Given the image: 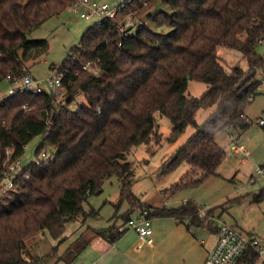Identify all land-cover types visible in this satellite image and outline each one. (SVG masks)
Returning a JSON list of instances; mask_svg holds the SVG:
<instances>
[{"label":"trees","instance_id":"1","mask_svg":"<svg viewBox=\"0 0 264 264\" xmlns=\"http://www.w3.org/2000/svg\"><path fill=\"white\" fill-rule=\"evenodd\" d=\"M76 1L0 0V85L8 75L31 72L26 64L45 54L49 43L29 35ZM159 3L169 7L155 11L167 32L145 26L124 35L120 20L110 19L90 25L57 70L65 88L61 99L49 92H24L0 103V181L8 149L15 161L25 154V145L42 136L35 155L48 153L46 163L32 165L29 179L20 177L14 188L0 190V264H40L26 239L42 230L61 238L66 223L85 214L90 197L103 192L106 179L120 177L125 194L134 175L128 151L162 138L157 114L173 123L170 142L188 126L196 128L163 168L167 174L186 162L192 174L201 171V178L187 185L216 174L224 162L226 150L217 142L218 133L250 127L245 109L262 85L258 70L264 75V55L258 50L264 42V0H132L125 9L144 17ZM223 48L240 52L249 68L225 69L220 63ZM85 62H96L98 72L84 69ZM190 80L210 87L201 97H188ZM213 105L215 110L198 124L197 112ZM263 200L264 191L254 202ZM201 209L188 201L180 207L148 206L140 215L151 221L190 219L192 225L218 232L215 221L201 218ZM125 231L95 233L115 242ZM90 243L75 241L76 249L63 264H77ZM250 259V264L258 262L257 256Z\"/></svg>","mask_w":264,"mask_h":264},{"label":"rangeland","instance_id":"2","mask_svg":"<svg viewBox=\"0 0 264 264\" xmlns=\"http://www.w3.org/2000/svg\"><path fill=\"white\" fill-rule=\"evenodd\" d=\"M95 1L116 6L126 0ZM158 9L169 10V7L159 3L153 10V14L144 16L148 20L149 27L167 32L169 28L162 20L155 19V11ZM94 21L95 18L90 21L80 19L67 10L59 16L51 17L40 27L34 29L29 38L47 39L49 46L47 52L37 60L28 61L27 64L30 67L27 64L26 66L29 71L38 80L54 77L71 49L79 45L85 31ZM258 50L264 55V42L260 44ZM220 55V63L225 69H231L235 65H240L243 69L249 68L248 61L236 50L223 48ZM257 75L262 85L258 95L245 109L250 127L245 131L234 129L217 134V142L226 150V157L216 174L197 185H187L190 181L201 178V171L192 174L188 163H182L170 173L163 172L164 165L181 146L191 139L196 128L188 126L182 135L170 142L168 139L173 132V123L168 117L157 114L159 133L162 138L159 141L153 139L149 143L134 146L128 151L127 161L133 164L134 175L132 186L125 194L121 192L123 182L120 177L112 176L106 179L103 192L90 197L85 205V214H81L75 221L66 223V231L61 238L52 237L47 230L39 231L28 237L26 243L30 253L40 260V264H63L70 258L71 251L76 249L72 245L79 239L84 242L91 241L93 249H98L99 245H108V241L105 242L103 237L96 235V230L116 233L117 229L129 228L127 220L139 216L142 213L141 210L148 206L172 208L180 207L188 201L202 208L201 218L215 221L217 225L222 222L236 224L242 233L253 232L264 240V200L260 203L254 202L255 197L264 191V176L256 174V168L264 164V127L259 123L260 116L264 117L263 71L259 69ZM209 87L208 83L190 80L186 95L201 97ZM78 100L84 102L86 99L84 95H80ZM215 108L216 105L201 108L196 114L197 123L202 124ZM240 137L241 142L245 143L249 150L246 153L248 158L246 162L243 161L242 154L235 155L230 149V142L233 138L239 140ZM42 140V136H37L28 144L22 156L24 164L31 161ZM187 174L190 177L185 179L184 176ZM210 208L213 210L209 213ZM161 219L182 223L183 225L180 226H183L186 231L190 226L194 232L199 234V237L206 241L211 239L212 233L208 228L192 225L190 219ZM152 221L154 223L152 222L151 226L156 231L155 222L158 220ZM178 236L186 237L182 233H177L176 229H171L163 242L171 246L168 251L180 254L181 246L184 244H182L183 239ZM144 251L145 249L139 250L141 254ZM167 258L168 261L161 263L173 264L171 256Z\"/></svg>","mask_w":264,"mask_h":264},{"label":"built area","instance_id":"3","mask_svg":"<svg viewBox=\"0 0 264 264\" xmlns=\"http://www.w3.org/2000/svg\"><path fill=\"white\" fill-rule=\"evenodd\" d=\"M132 0H126L116 6H111L108 3L100 4L95 0H78L74 2L69 10L79 17L87 21L95 18L93 24L100 25L106 19L120 20L119 28L124 35H130L137 32L141 27L148 26L146 17H135L133 10L125 9L127 3ZM145 4H147L145 2ZM83 68L93 73L98 72L96 62H85ZM26 71V68L24 69ZM62 76L57 74L45 80H38L31 72L24 73L21 77L8 75L3 84L0 85V103L11 95L18 93L31 92L34 94L49 92L58 94L64 97V85ZM57 97V96H56ZM60 101V100H59ZM264 125V117L259 121ZM28 145H25V149ZM232 149L246 157L247 149L243 144L234 142ZM13 155L12 149L7 150V160L0 181V190H10L15 187L16 181L20 177L25 179L30 178V170L33 164L46 163L48 153L43 152L40 156L33 155L31 161L24 164L22 158L15 161H10ZM256 174L264 176V164L256 168ZM152 221L147 219L145 215H140L131 218L128 221L130 229L134 230L139 238V249L147 245H152L154 242ZM246 261L243 262V257ZM257 256L258 262L255 264H264V240L254 233L244 234L239 231L236 224L222 223L219 226L216 234V244L213 250L208 254L204 264H250V258ZM242 259V260H241Z\"/></svg>","mask_w":264,"mask_h":264},{"label":"crops","instance_id":"4","mask_svg":"<svg viewBox=\"0 0 264 264\" xmlns=\"http://www.w3.org/2000/svg\"><path fill=\"white\" fill-rule=\"evenodd\" d=\"M245 114L248 118L247 113ZM262 117L261 115L260 119ZM241 137L239 140L233 138L230 142V149L235 155L241 154L236 153L232 149V144L234 142L243 144L249 152L246 144L241 142ZM243 161H248V158L244 156ZM157 220L158 221L155 222L157 230L155 231L154 227H152L154 242L152 245L143 247L142 249H145V251L142 254L139 252V250L142 249L138 248L139 238L137 233L128 228L125 229V233L115 242L109 243V241L107 242L106 240L105 242L108 243L107 246L99 245L100 248L97 247L98 249H93L90 244L77 258V264H162L161 262L168 261V256H171L173 264H204L208 254L215 247L217 232L208 229L212 233V236L210 237L211 239L206 241L204 238L199 237V234L194 232L192 227H187L186 231L183 226H180L183 224L178 221V223H176L174 220ZM220 225H218V227ZM171 229H176L177 233H182L183 236H186H178V238L183 239L182 244H184L181 246L180 254L168 251V248L171 249V246L163 242L168 235V231Z\"/></svg>","mask_w":264,"mask_h":264}]
</instances>
